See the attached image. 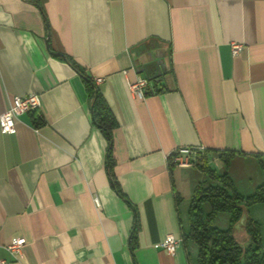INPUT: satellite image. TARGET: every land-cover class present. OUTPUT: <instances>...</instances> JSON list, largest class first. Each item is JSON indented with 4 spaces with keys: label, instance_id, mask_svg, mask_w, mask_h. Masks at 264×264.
Segmentation results:
<instances>
[{
    "label": "crops",
    "instance_id": "crops-1",
    "mask_svg": "<svg viewBox=\"0 0 264 264\" xmlns=\"http://www.w3.org/2000/svg\"><path fill=\"white\" fill-rule=\"evenodd\" d=\"M142 78L156 94L131 92ZM86 80L118 122L111 143ZM29 93L41 109L0 126V261L197 264L183 235L208 178L175 163L184 148L244 197L264 186V0H0V114Z\"/></svg>",
    "mask_w": 264,
    "mask_h": 264
},
{
    "label": "trees",
    "instance_id": "trees-1",
    "mask_svg": "<svg viewBox=\"0 0 264 264\" xmlns=\"http://www.w3.org/2000/svg\"><path fill=\"white\" fill-rule=\"evenodd\" d=\"M86 85L93 101L94 123L111 143L112 131L118 127V122L94 83L86 80ZM224 163L229 167L230 157H225ZM260 164L264 168V161L260 160ZM112 165L113 161L110 159V169ZM195 166L207 176L208 183L199 184L193 193L189 211L190 230L188 234L183 235V241H192L198 246L197 264H264V237L258 222L249 216L245 230L250 239L247 247L242 246L233 234L235 224L243 215L242 206L249 209L264 203V186L254 195L244 197L230 176L227 173H217L205 158H201ZM206 204L210 206V212L207 214L204 211ZM219 213L230 216L228 229H220L214 225Z\"/></svg>",
    "mask_w": 264,
    "mask_h": 264
},
{
    "label": "built area",
    "instance_id": "built-area-1",
    "mask_svg": "<svg viewBox=\"0 0 264 264\" xmlns=\"http://www.w3.org/2000/svg\"><path fill=\"white\" fill-rule=\"evenodd\" d=\"M243 48V45L233 43V55H239ZM102 82L103 79H97L95 81L97 85L101 84ZM130 89L131 92L140 99H145L148 95H154L157 93L154 83L147 78L138 79L135 83H131ZM40 109L41 98L39 95L35 93H29L22 97H16L12 106L6 112L0 114V126L2 133L6 135L16 133V125L19 117L32 112H37ZM193 157L192 150L184 148L178 151L174 161L180 165L194 166L196 164L192 159ZM195 159L197 158L195 157ZM181 243V239H178L173 235H168L161 243L160 247L163 248L167 253L173 255ZM25 245V238H17L12 240L7 249L15 259H19L23 255V249ZM0 264L8 263L5 261H0Z\"/></svg>",
    "mask_w": 264,
    "mask_h": 264
},
{
    "label": "rangeland",
    "instance_id": "rangeland-1",
    "mask_svg": "<svg viewBox=\"0 0 264 264\" xmlns=\"http://www.w3.org/2000/svg\"><path fill=\"white\" fill-rule=\"evenodd\" d=\"M194 163L196 164L198 161H200L201 159L197 158L195 159V157L192 158ZM205 210L206 211H210V206L208 204L205 205ZM259 212H260V216H259V220H260V224H261V229H262V236L264 237V206H261V208H259ZM221 216H219V219L218 221L216 222L217 226L223 228V229H226V228H229V224L228 225H224V223L222 221H224L222 217H228V214L226 213H223V214H220ZM239 242L242 244V246L244 247H247L249 244H250V239H245L244 240H239Z\"/></svg>",
    "mask_w": 264,
    "mask_h": 264
},
{
    "label": "water",
    "instance_id": "water-1",
    "mask_svg": "<svg viewBox=\"0 0 264 264\" xmlns=\"http://www.w3.org/2000/svg\"><path fill=\"white\" fill-rule=\"evenodd\" d=\"M242 209H243V215H242L241 219L239 220V222L236 223L234 228H233V234L235 237L242 235V234H245L249 215H248L247 207L242 206Z\"/></svg>",
    "mask_w": 264,
    "mask_h": 264
}]
</instances>
